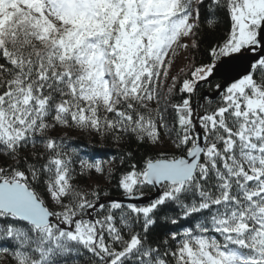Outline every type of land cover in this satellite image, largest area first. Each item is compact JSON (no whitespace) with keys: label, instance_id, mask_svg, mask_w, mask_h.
Instances as JSON below:
<instances>
[{"label":"snow or ice","instance_id":"obj_1","mask_svg":"<svg viewBox=\"0 0 264 264\" xmlns=\"http://www.w3.org/2000/svg\"><path fill=\"white\" fill-rule=\"evenodd\" d=\"M0 264H264V0H0Z\"/></svg>","mask_w":264,"mask_h":264},{"label":"trees","instance_id":"obj_2","mask_svg":"<svg viewBox=\"0 0 264 264\" xmlns=\"http://www.w3.org/2000/svg\"><path fill=\"white\" fill-rule=\"evenodd\" d=\"M215 83L221 82L219 79H214L213 80ZM78 142L80 144V149L84 153H88L90 155H94L97 159H102L107 156L112 155L116 149L112 146H109L104 143H97L96 141L92 140L91 138L85 136L82 138H77ZM143 150L141 149V153ZM112 196L116 197L119 194L117 192H112Z\"/></svg>","mask_w":264,"mask_h":264},{"label":"water","instance_id":"obj_3","mask_svg":"<svg viewBox=\"0 0 264 264\" xmlns=\"http://www.w3.org/2000/svg\"><path fill=\"white\" fill-rule=\"evenodd\" d=\"M251 54H248L247 57L241 61H233L231 62L232 65H238L241 63H246L247 62V58H250ZM227 66H221L220 69L217 70V72L214 74V76L212 77V80L214 79H219L221 80V82L225 79H229L230 76L235 75V72H226L225 68Z\"/></svg>","mask_w":264,"mask_h":264}]
</instances>
